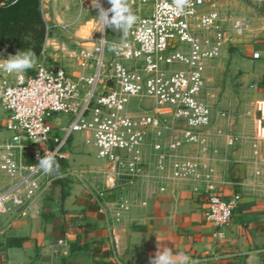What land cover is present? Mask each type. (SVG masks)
Wrapping results in <instances>:
<instances>
[{"label": "crops", "instance_id": "crops-1", "mask_svg": "<svg viewBox=\"0 0 264 264\" xmlns=\"http://www.w3.org/2000/svg\"><path fill=\"white\" fill-rule=\"evenodd\" d=\"M208 2L204 10L220 11L229 17L228 23H242L244 31L229 30L219 55L206 61L201 97L211 112L212 96L223 92L234 97L231 102L238 101L240 124H220L213 110L211 123L193 141L185 136L182 123L174 131L148 128L141 149L144 172L133 184L119 178L108 181L113 171L97 156L93 142H87L90 135L74 133L64 152V173L41 177L38 196L24 211L11 206L0 213V264H151V258L165 247L172 250L177 264L185 255L188 264H264V60L252 59V52L264 43V4ZM196 34L204 41L213 39L209 31ZM1 70L3 76L15 74ZM69 71L76 75L80 69L76 64ZM217 75L225 88L218 86ZM81 101L82 95L76 103ZM151 101L134 99L129 113L134 117L163 114ZM1 113L0 107V162L2 145L13 141ZM69 121L70 116L61 115L53 123L59 127ZM227 128L235 132L225 133ZM230 135L238 136L232 145L227 143ZM156 142L164 145L165 154L195 158L198 175L172 178L170 159L160 156L153 146ZM39 152L40 147L28 146L21 161L32 163ZM58 177L67 181L61 200V187L54 183ZM14 180L1 172L0 191ZM209 185L226 198L240 195L231 226L215 229L206 220ZM102 189H106L100 199L106 213L98 211L94 197ZM120 197L127 200L128 208L116 220L115 202ZM112 243L119 248V261L113 256ZM78 244L96 249H81Z\"/></svg>", "mask_w": 264, "mask_h": 264}, {"label": "built area", "instance_id": "built-area-1", "mask_svg": "<svg viewBox=\"0 0 264 264\" xmlns=\"http://www.w3.org/2000/svg\"><path fill=\"white\" fill-rule=\"evenodd\" d=\"M139 1L149 6V12L137 18L125 38L109 41L102 35L91 49L78 43L71 53L80 69L76 75L50 63L44 49L32 72L26 71L22 78L19 73L0 77V105L7 113L5 127L13 134V141L2 145L0 173L15 178L0 191V213L11 206L24 211L38 196L40 178L49 175L39 167V158H65L74 133L90 135L87 142H93L97 156L113 171L108 181L119 178L133 184L144 172L141 149L148 128L174 131L182 123L185 136L193 141L198 131L211 123V107L201 97L205 63L219 55L229 30L241 34L244 25L237 21L228 23L229 17L216 9L204 10L208 0ZM248 1L264 4V0ZM197 31H209L213 39L201 40ZM252 59L264 60V43L252 52ZM81 95L78 105L76 99ZM139 98L151 99L164 113L134 117L128 106ZM56 113L71 115L70 121L57 127L50 120ZM237 138L230 135L227 143L232 145ZM28 146L40 147L34 162L29 164L21 161ZM153 146L161 157L170 159L172 178L198 175L195 158L172 152L166 155L161 142ZM105 196L106 189L94 195L98 211L103 213L106 204L101 200ZM239 199V194L223 197L209 185L206 220L215 229L231 226ZM115 204V219L119 220L128 202L120 197ZM112 249L119 261L115 243Z\"/></svg>", "mask_w": 264, "mask_h": 264}, {"label": "rangeland", "instance_id": "rangeland-1", "mask_svg": "<svg viewBox=\"0 0 264 264\" xmlns=\"http://www.w3.org/2000/svg\"><path fill=\"white\" fill-rule=\"evenodd\" d=\"M126 2L137 18L149 12V6L144 2L139 0H126ZM100 3L103 8L106 5L108 8L111 6L108 0H100ZM127 31L128 29L114 31L108 26L102 29L98 9L92 6L91 0H52L49 2L0 0V71L5 62L4 59L17 52L31 50L35 53L36 60L33 67L27 70L30 73L37 65L44 49L50 63L58 64L69 71L76 65V59L71 53L77 49L78 43L91 49L102 35L111 41L125 38ZM54 59L57 60L54 62ZM0 77H2L1 72ZM217 84L225 88V81L219 78ZM208 98L211 99L209 96ZM232 98L234 97L227 96L223 92L212 96L214 100L212 109L220 124L227 126L229 121H234V124L239 125L241 122L238 101L234 99L231 102ZM0 107L3 112L1 117L6 120L7 113L1 105ZM61 115H68L71 118L69 114L56 113L50 120L53 122ZM211 118H213L212 115ZM225 130V133L235 132L234 129Z\"/></svg>", "mask_w": 264, "mask_h": 264}, {"label": "clouds", "instance_id": "clouds-1", "mask_svg": "<svg viewBox=\"0 0 264 264\" xmlns=\"http://www.w3.org/2000/svg\"><path fill=\"white\" fill-rule=\"evenodd\" d=\"M91 2L92 6L98 9V17L101 21L102 29L104 26H108L114 31L126 30L135 24L137 20V16L127 5L126 0H108V3L111 5L108 9H104L101 6L100 0H91ZM109 13H112L110 17ZM101 40L103 41L104 39ZM35 60V53L31 50L17 52L4 59L5 62L2 67L9 74H21L22 78V74L33 67ZM38 164L45 174L59 171V164L52 155L39 158ZM188 261L189 257L186 255L182 256V264H188ZM151 264H177V261L173 258L172 250L165 247L163 251L158 250L155 256L151 258Z\"/></svg>", "mask_w": 264, "mask_h": 264}, {"label": "trees", "instance_id": "trees-1", "mask_svg": "<svg viewBox=\"0 0 264 264\" xmlns=\"http://www.w3.org/2000/svg\"><path fill=\"white\" fill-rule=\"evenodd\" d=\"M54 158H55V160H56V161L58 162V164H59V171H58V172H55V171H54V172H53L52 174H50V175H52V176H60V175H62V174L64 173V171H65L66 168H67V162H66V159H65V158L60 157V156H55ZM54 183L60 185V187H61V190L59 191L60 200H61L62 196H64V187L67 186V181H65L64 178L58 177V178H56V179L54 180ZM85 226L87 227L86 230L88 231V230L90 229V225L86 224ZM91 229H92V227H91ZM77 246H78L79 248H81V249L89 248V247H92V249H94V250L96 249V247L91 246V245H81V244H78Z\"/></svg>", "mask_w": 264, "mask_h": 264}, {"label": "water", "instance_id": "water-1", "mask_svg": "<svg viewBox=\"0 0 264 264\" xmlns=\"http://www.w3.org/2000/svg\"><path fill=\"white\" fill-rule=\"evenodd\" d=\"M112 15V13H109V17Z\"/></svg>", "mask_w": 264, "mask_h": 264}]
</instances>
